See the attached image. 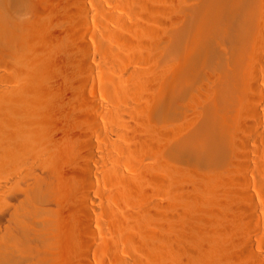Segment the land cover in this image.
<instances>
[{
	"label": "bare ground",
	"instance_id": "bare-ground-1",
	"mask_svg": "<svg viewBox=\"0 0 264 264\" xmlns=\"http://www.w3.org/2000/svg\"><path fill=\"white\" fill-rule=\"evenodd\" d=\"M113 1L95 33L114 42L98 40L93 65L73 8L85 0H0V264H52L57 218L83 264L112 231L100 242L118 264L124 250L136 264H264L247 187L256 171L264 195V147L257 168L249 153L264 135L259 0ZM97 78L106 111L88 100Z\"/></svg>",
	"mask_w": 264,
	"mask_h": 264
},
{
	"label": "rangeland",
	"instance_id": "rangeland-1",
	"mask_svg": "<svg viewBox=\"0 0 264 264\" xmlns=\"http://www.w3.org/2000/svg\"><path fill=\"white\" fill-rule=\"evenodd\" d=\"M155 2H156V4H159L158 0ZM259 2H260L259 9L255 10V12L257 13L256 16L258 18V22L260 23V26L257 29L256 38L252 42L254 43V46H255V49H254L255 55L257 56L258 59H260V61L262 63L260 68L257 69V72H258L257 76H259V77H257L258 80H256V79L254 80L255 84L257 82L256 85L258 86V89H259L258 93L260 92L259 94L261 96V101L255 102V100H254V103L256 104L258 109L264 115V27H263L264 26V0H259ZM103 3L104 4L107 3L109 5V8H110V5L113 6L115 4L113 0H85V3L82 6L85 9L86 14H83V12L81 11V8H79L76 4L73 5V8L77 13L76 14V18H77L76 28L79 29V33L81 34V39H83L82 44H81V48L86 53L89 61H91L90 63H92V62L97 63L101 59V57H100L101 50H98L99 48H97V47H99L98 43H100V42L98 40L100 39V37L95 32H97V28L99 27V24H98L99 14L102 11L101 5ZM114 11H116V10L114 9ZM67 21L68 20L65 19V22H67ZM103 39H107V40L109 39L110 40L111 37L107 38V37L103 36ZM103 39H100V40L104 42L105 40H103ZM111 40H112V42H114L113 39H111ZM107 44H108V42H107ZM112 44H114V43H111V45ZM72 53L77 55L76 56L77 60L81 63V60H80V57L78 55L76 47L72 48ZM59 57L63 58L64 54L59 53ZM131 65L133 66V64H131ZM131 65H129V66H131ZM94 72L101 77V73H102L101 69H99L95 66ZM257 72H256V74H257ZM93 85H94V88H92V90L88 91V100H91L97 107L102 106L104 108V110L106 111L107 108L111 107V103H110V100L108 98V95L105 93V89H104L103 83L101 81V78L100 79L97 78V80L94 82ZM259 122L262 126H264V116L261 117V119H259ZM254 138L257 141L256 142L257 148L255 149L256 152H254L255 151L254 150V151H249V153H250V157L253 161L252 166L254 168L255 167L257 168L258 164L262 162L260 154L262 153L261 151L264 147V135L263 134L262 135L257 134V135H255ZM64 163L66 164V167L71 166V163H68L66 161H64ZM51 170H53V168ZM53 171H54L53 181L55 182V184L58 185L59 187L65 186L66 184H65V181L63 180L65 175L61 172L60 169L55 168ZM253 171H254V169H253ZM247 179L249 182V183H247V187L249 189V193L251 194L253 204H254V206H255V208H256V210H257V212H258V214L262 220L258 223V225H256V226L253 225V228L258 229V231H259L257 236L253 235L254 236L253 239H254V243H255V245L253 246V252L258 254L261 257V259H264V243H263L264 242V195H262L263 193L259 189V182L261 181V179L259 177V174L256 171H254V172L251 171L250 173H248ZM238 189H241V187L238 186ZM240 191L241 190H239L238 192L242 194V192H240ZM95 200L96 199H94V201ZM208 207L210 208V206H208V204L202 206L203 209L204 208L209 209ZM57 208L59 210L60 207H58V205H57L56 209ZM202 208L197 211L198 214L201 212L200 215L202 213H203L202 215H204V213L206 214L208 212V210L206 211V209H204L205 211L203 212ZM6 209H8V206H4L5 211H6ZM97 212L99 213L98 209H97ZM104 214L105 213L103 212L102 215H104ZM202 215L200 216L201 218H202ZM105 217H106L105 215L102 216L100 218V221L103 218L101 222H105L106 226L109 228L110 225H109V223H108L109 226L107 225ZM103 220H105V221H103ZM54 222L55 223L53 224L54 227H53L52 234H51L53 246L51 247V251H50V257L52 258V264H83L82 260L78 261L77 260L78 258L75 259V251H74V248L72 246V237L74 235H73V232L71 231V229L69 227L68 222L62 218H57V219H55ZM109 229L111 230V227ZM112 232H109V234L111 233L110 235L107 233V236L108 235L109 236L116 235V233L113 234ZM96 235H95V237H96L95 240L97 239V241H96L97 244L100 243L98 246L100 248L102 246V248H101V249H103L102 252H104V250H105V253L95 252V255L93 254V258H91V260H92L91 264H118L116 262V260L112 258L111 254L110 255L108 254L109 253L108 251L106 253V249H105V247H103L104 245H102V243L100 242V241H108L109 242L110 240L113 239V237L111 236L112 239H110L106 235L102 234L104 237L98 238L99 236H96ZM105 237H107L108 239L105 240ZM115 238H114V240H115ZM99 239H100V241H99ZM98 241H99V243H98ZM122 250H124V249H122ZM122 250H120L119 252H121ZM124 251H125V253L129 252L134 256V254H133L134 252H130L127 250H124ZM119 252H118V257H121V254H123L122 256H124L125 253L121 252V254H120ZM131 254H129V255H130V258L132 257V259L127 258V256H129V255L125 254V257L127 258L126 261L129 259L128 264L130 262H131V264H136V262L138 263L139 260L134 261L133 256H131ZM133 261L135 263H132ZM141 263H143L142 260H140L139 264H141ZM149 263L151 264V262H149ZM232 263H234V262H232ZM234 264H253V262L249 258L244 257V259L240 263H234Z\"/></svg>",
	"mask_w": 264,
	"mask_h": 264
}]
</instances>
